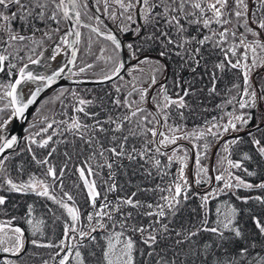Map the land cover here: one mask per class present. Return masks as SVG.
I'll return each mask as SVG.
<instances>
[{
  "label": "snow or ice",
  "instance_id": "obj_1",
  "mask_svg": "<svg viewBox=\"0 0 264 264\" xmlns=\"http://www.w3.org/2000/svg\"><path fill=\"white\" fill-rule=\"evenodd\" d=\"M96 2L99 3V0H96ZM90 3L91 0H0V9H3V11H0V72L5 71L7 68L9 74H11V69L16 67L9 62L12 53L8 49L12 43L25 42L29 39V37L16 32L11 27L12 23L16 20L28 21L31 18L33 20H40L41 22L49 20L55 22L56 28L44 32V36L51 39L52 32L61 33L62 30L59 27L61 21L71 19L72 17H70L69 13L74 12L75 24L77 26L88 27L92 32L110 42L114 55H109L106 58L102 56L97 57V59H105L107 71L102 69L104 73L102 75L103 80L122 79L121 73L126 71V65L120 58L119 52L122 48L126 47L129 50V55L133 56L137 61L133 71L140 73L147 71L148 79L146 82L148 87H143L142 85L138 87L137 85L140 83V80L138 77L133 76L130 82L131 90L124 93V98L121 100L120 94L124 86L116 85L115 91L118 95L112 101V104L116 108H123L126 111L117 116L109 115L106 121H101L97 118L99 113L86 111V108L93 104L92 100H86L73 92L72 95L77 98L74 111L76 113H83L85 117H91L94 123L92 125L85 124L78 116L72 117L71 122H60L66 125L64 132L70 133L73 137H78L89 147H92L94 143L99 145V150L93 152V156L104 157L105 152L111 153L117 159L127 156L128 159L133 160L139 156L142 160L150 162L163 176L166 173L161 171V161L150 155L153 152L163 155L160 145H176L178 139H200L206 135L218 138L221 129L223 132H239L240 128H238L237 121L241 126L247 125L253 119V116L243 111L239 115L227 113L226 115L230 117L227 123L223 125L213 123L207 132L199 130L198 134L194 130L190 133L176 136L175 133L182 131V129L178 125H168L171 108L175 107L179 116L183 118V112L180 109L188 107L185 98L194 93L191 91L190 86L183 87L184 81L176 80L173 83L180 91L176 92V98L173 99L168 95L166 83L162 82L159 77L164 76V80L167 79L164 74L168 71L169 65L167 61L172 55L180 57L182 64L191 62L192 64L199 65L200 60L197 57L201 55V48L206 44H211L214 50L218 49L223 54L224 59L214 65L215 69L220 71L226 68L235 69L241 73L238 79H242V84L235 83L232 85V89H229V91L235 90L237 92V95L240 97L239 100L233 96L231 99L226 100L225 103L233 104L235 102L240 110L257 108L264 105V76H260L256 87H253L251 81V73L258 68H264V57L259 55V53H264V39H262L264 37V0H255L253 6H250L249 0H111V3H109V0H104V9L108 13L109 18L113 21H119L117 30L109 29L106 25L102 30L99 26L92 27L90 24H85L81 18L82 13L80 9H87ZM256 4L259 7L254 10ZM113 5L115 8H113ZM13 8H16V11H12ZM49 9L50 15L48 14ZM258 11L260 15H257ZM84 15H87V12ZM93 18L98 22L100 21L99 16L89 17V19ZM213 24L218 26V31L212 30ZM132 25H136L135 28H132ZM192 26H196L198 33H200L199 38L189 34V28ZM241 29L243 30L241 31ZM201 30H208V34H203ZM73 31L75 41L70 43L67 36L72 35ZM117 31L120 33H129L131 31L134 36V42H129L125 45L123 40L117 35ZM249 36H251V39H249ZM81 38V32L74 29H65L64 34L58 36L62 44H67L70 47L80 43ZM90 40L91 38H89ZM145 46L147 47L145 48ZM240 49L243 51H239ZM90 50L91 42L87 44V51L90 52ZM29 51L35 53V49H29ZM61 51V45L57 44L55 48L56 55H59ZM104 51L105 49H101L102 53ZM6 52L8 53L7 55L4 54ZM151 52H157V56L153 57L149 55L148 53ZM18 56L19 54L17 53ZM72 56L73 61H69V63H74L77 52L73 51ZM19 58L23 59V57ZM52 59H55V55H53ZM233 59H235V62H233ZM249 60L251 61L250 63ZM38 63H40L39 57L33 59L29 56L28 62L19 67L14 81L2 86L4 92L3 95H0V101H4L7 98V103H4L3 107H0V115L8 110H11V115L8 119L0 118V189L17 193H35L39 197L53 201L61 209L65 210L70 220L65 219L62 238L59 239L58 243L53 242L51 239L43 242L34 238L37 233L41 236L45 234L44 228L46 227V222L43 219L32 218L35 212L32 204L27 205L25 215L19 219L30 226L33 238L29 239L26 236L25 229L18 226V224H13V221L18 219L16 217H12L11 220L6 222H0V253L7 254L6 257L0 258L2 259V264H16V261L10 257L19 258L29 243L34 247L59 249L53 255V260L56 257H60L58 264H69L73 251L76 264H85V258L80 251V248L85 246L83 241L85 239L91 242L97 241V236L93 235V233L101 230L104 232V243L99 245L101 249L100 264H136L135 253L138 249L137 241L133 236L139 234L142 243L145 245L152 246L157 244V235L160 234L161 229L164 232L169 231L168 224L162 223V221L168 217H175L182 210L181 206L183 202L189 199L187 191L190 185H188L184 175V169L187 167V153L185 152V155L182 157L177 156V148L182 147L177 145V148L172 150L173 155L167 158L169 164L179 159L182 165L173 184L167 187L157 185L154 189H141L138 187L137 191L132 192L130 195L118 196L115 204L108 199L107 193H116L118 190V186L114 182V173L112 172L116 160L108 162L107 158H105L104 164L96 166L101 169L107 167L109 169V180L112 181L111 183L104 181L107 184V189L106 192L102 193L97 190L96 181L89 180L88 178L98 175L89 163L92 159L90 156L89 161L82 162L87 167L78 168L79 177L87 189V198L93 209L97 207L98 199L102 198L104 202L99 205L100 210L87 215V221L92 222L95 220L94 225L87 228V230L84 226L78 228L77 225L80 222L81 212L74 204L70 206L68 203L73 202L74 197L68 192H63V177L68 165L65 163L57 170L49 162V157L53 156L56 148H52L44 159H36L33 153V160L45 167L43 173L45 179H37L35 175H30L27 181L17 182L11 178L7 169L3 167L5 160L9 159V156L5 155L6 150L13 149L18 144V138L14 135L9 138L6 129L9 123H11L12 118L17 116L23 117L29 105H32L36 101L40 92V88H37L35 91L29 88L26 97L21 85H25L29 81L39 80L44 82V86L47 87L52 85L64 71V68L60 67L52 75L44 76L34 75L31 71L27 70L29 64ZM93 67L94 64L85 63L79 68V72L84 73ZM195 70V68H192L193 72ZM257 75L259 76V73ZM218 78L215 72L211 74L213 87L210 89V92L214 93L216 91L215 82ZM155 86H159L160 91L149 97V91L154 89ZM180 92L183 94L181 95ZM134 94L138 96L137 100L131 99ZM25 99L26 102H24ZM150 102L153 103L155 113L150 112L146 107H141V105H147ZM217 107L220 106L218 105ZM213 119L215 120V118ZM53 123H48L47 127L41 129V132L47 133L53 127ZM105 123L114 125L111 131L119 133H124L126 125L128 126L126 135L119 137L116 135L111 136V140L115 146L109 148H104L96 136L97 132L106 133L109 131V129L104 127ZM261 123L264 124V118L261 119ZM257 130H259V126ZM56 134L53 131L52 135H48L47 138L39 142L32 139L31 144H38L40 148H46ZM247 134L252 137L251 143L257 146L258 152L264 156V145L261 144V141L256 139L251 131ZM136 137L143 138V147L139 151L133 147L131 152H126L127 142L130 138ZM60 142L69 143L67 140ZM241 142L242 140L239 136L231 139L225 143L224 151L228 152L230 145H236ZM208 147L207 143L203 145V154L205 156ZM28 151L31 152L30 145L28 146ZM64 155L67 160L71 159L68 152H65ZM200 159L199 155L195 159L197 167L196 175L200 178L195 180L194 183L197 185L211 184L214 179L215 181H222L223 187L219 189L213 188L211 192H206L200 197L201 203L198 207L203 213L200 223L198 226H194V230H188L183 239H177L175 242L177 245L183 244L185 240L191 241L193 237L198 236L201 232H209L218 236L221 241L227 239L225 232H230L235 237H241L242 233L235 223L237 209L227 203L224 204L223 208L218 206L215 209L216 219L212 222L214 225L212 226L208 220L210 212L208 202L226 189H239L241 187L246 189L254 187L264 189V182L253 185L242 180L239 176H235L230 171V169L242 168L240 162H234L225 157L224 159L227 160V164L229 165V169L224 170L227 172V177L221 173L213 178L207 175L208 169L201 164ZM243 159L248 160L250 157L247 153H244ZM244 171L249 176L255 175L254 172H248L247 169H244ZM48 178H51V184L47 182ZM57 185L63 192L60 198H57L55 194V187ZM149 191L161 193L155 203L145 204L136 199L139 192ZM165 192L168 194L164 195L163 193ZM245 199H251V197ZM255 199L264 203V198L255 197ZM5 203L6 197L0 195V206H4ZM125 208L133 210L145 208L146 211L141 214L153 219L147 226L139 223L131 224L133 212H125ZM48 211L51 212V210ZM193 211L196 210L194 209ZM52 217L53 224L60 219L55 216L54 212L52 213ZM253 221L260 234L264 235V224L256 217H253ZM181 235V232H176L177 237ZM72 241H75V243H71ZM204 247L207 249L209 245L206 244ZM153 254L154 251L148 253L150 256ZM91 255L94 256L95 253H91ZM238 255L246 257L248 249H240ZM43 264H48V261H44ZM158 264H160L159 261ZM164 264H169V262L165 261ZM171 264H175V261H172ZM230 264H238V262L233 258ZM256 264H264V257L258 256Z\"/></svg>",
  "mask_w": 264,
  "mask_h": 264
},
{
  "label": "trees",
  "instance_id": "obj_2",
  "mask_svg": "<svg viewBox=\"0 0 264 264\" xmlns=\"http://www.w3.org/2000/svg\"><path fill=\"white\" fill-rule=\"evenodd\" d=\"M253 4H255V0ZM258 7V4H256L254 10ZM257 15H260L259 11ZM217 28L218 27H212V30L218 31ZM201 32L203 34H208V30H201ZM127 34L130 36L127 43L134 42L132 32L130 31ZM189 34L197 36L198 38L200 35L196 26L189 28ZM106 44L108 48L110 42L107 41ZM146 47L147 46H145V48ZM98 50L99 48H96L94 44L93 46L91 45L92 52L96 53ZM151 53L157 55V52ZM197 59L200 60L199 65L192 64L191 62L182 64L180 57L175 55L168 58V63L170 65V75L167 81L168 93L175 96L176 92L180 91L173 83L176 80L184 81L183 87L190 86L191 91L194 93L185 98L188 107L180 109V111L183 112V118L179 116L177 109L173 107L171 108V115L168 121L173 122V124H178L183 128L208 129L211 123L218 121V119L220 120L221 117H225V115L234 108V103L226 104L225 101L231 99L233 95L239 97V95L235 94V90L229 91V89H232V85L235 83L242 84V79H238L241 73L235 69L226 68L220 71L214 68V65L223 60L224 57L218 49L214 50L211 44H206L201 48V55L198 56ZM92 62H94V74H90L91 76H102L104 74L102 69L107 71V68L104 67L105 61L103 59H97L96 57ZM192 68L196 69L195 72L192 71ZM100 72H102V74H100ZM213 72L219 77L215 82L216 91L214 93L210 92V89L213 87V82L211 80V74ZM133 73L136 74L137 72L128 70L122 75V79H117L112 83L87 87L77 86L73 91L77 93L79 97L92 100L93 104L89 105L86 111L99 113L97 118L101 121H106L109 115L117 116L126 111L123 108L118 109L112 104V101L118 95L115 91L116 86L114 85L119 83L124 86L120 94V99L123 100L124 93H126L125 87L128 86L127 81L131 80V74ZM145 75L146 78L144 80L147 81V71H145ZM162 78L163 76L159 77V79ZM257 82H259L258 78L253 79L255 86ZM130 88L131 87H129V89ZM73 91L64 90L62 92L63 94L58 99L53 100L51 104L49 103V106L44 105V108L42 107L44 111L39 113L41 104L50 99V94L42 99L33 114H45V117H43V120H32L28 124L20 146L8 154L9 159L5 160L3 167L7 169L11 178L17 182L27 181L30 175H35L37 179H45L43 175L45 167L37 164L33 160V153L36 159H44L52 148H56V152L53 156L49 157V162L51 165L55 166L57 170L67 163L68 167L65 169V175L63 177V192H68L74 197V201L70 203L78 207L81 212L80 222L77 227L84 226L87 230V228L92 227L95 223V220L92 222L87 221V215L100 210L99 205L104 202L102 198L98 199L97 207L93 209L87 198V189L79 177L78 168L87 167V165L82 162L89 161L90 156L92 159L89 163L98 175H93L88 178L89 180L96 181L97 190L102 193L106 192L107 189V184H105L104 181H109V183L112 181L109 180V169L107 167L101 169L96 166L98 164H104L105 158H107L108 162L116 160L112 172L114 173V182L117 184L118 190L116 193H107L108 199L111 200L113 204H115L118 196L123 197L130 195L132 192L137 191L138 187L141 189H154L157 185L167 187L176 180L177 172H175L176 168L172 166L173 162L169 164L166 154L163 151H161L163 155L155 152L150 154L161 161V171L166 173L163 176L150 162L142 160L139 156L133 160L128 159L127 156L117 159L109 152H105L104 157L98 155L93 156V152L99 150V145L94 143L92 147H89L78 137H73L70 133L64 132L66 125L60 123L61 121L71 122V118L76 116L85 124L92 125L94 123L91 117H85L83 113H76L74 111V103L77 98L72 95ZM156 93H158V91H155L153 95ZM180 94L182 95L183 93L180 92ZM136 97L138 98V96L134 94L131 99L135 100L137 99ZM68 101L70 102L68 103ZM218 105L220 107H217ZM141 107H146L150 112L154 113L150 103L141 105ZM249 113L253 116L251 121L257 120L264 114L259 107L249 109ZM7 116L8 114L0 118L6 119ZM213 118H215V120ZM53 121H55V123H53ZM48 123H53V127L49 129L47 133L41 132V129L47 127ZM104 127L109 129V131L106 133H96L97 139L103 144L104 148L115 146L111 140L112 135L119 137L127 134V125L124 133L111 131L114 125L105 123ZM53 131L57 134L53 136L48 147L40 148L38 144H31L32 139L39 142L47 138L48 135H52ZM37 133H39V135H37ZM61 133H63V135H61ZM252 134L264 145V126L260 127L259 130L256 129ZM239 137L242 142L236 145H230L228 149V157L242 164V168L233 169V172L235 175L253 185L260 184L264 182V156L258 152L257 146L251 143L252 137L248 134ZM219 138L220 136L214 138L211 135H206L203 138L195 139V146L190 141H186L196 147L195 150H201V156L204 155L203 145L207 143L209 147L206 156L204 155L203 157V159L206 160L213 147L219 142ZM149 139H151V137H149ZM63 140H67L69 143L60 142ZM143 143V138L141 137L130 138L126 145V152H131L133 147L139 151L143 147ZM29 145L31 146V152L28 151ZM197 145H199V147H197ZM153 147H155V145H153ZM189 150L191 151L190 148ZM218 151L219 153L223 152V145L219 146ZM65 152L69 153L71 157L70 160H67L65 157ZM244 153H247L250 159L244 160ZM202 161L204 162V160ZM244 169H247L248 172H254L255 175L249 176ZM149 173L151 174L149 175ZM47 182L51 184V178H48ZM231 191L221 192L213 199L209 200L208 208L210 212L208 220L210 225L214 226L212 222L216 219L215 209L218 206L223 208L225 203L230 204L237 209L235 223L242 233L241 237H235L234 234L225 232L227 239L221 241L218 236L209 232H201L198 236L193 237L191 241L185 240L181 245L175 243L177 239H183L188 230H194V226L199 225L203 215L198 207L201 203L200 197L203 196V194L196 192L191 186L187 191L189 199L183 202L181 206L182 210L179 211L175 217H168L162 221V223L168 224L169 231L164 232L161 229L160 234L157 235V244L148 246L142 243L139 234L133 236L137 241L138 249L135 253L136 264H158V261L160 264H164L165 261L169 262V264H171L172 261H175V264H230L233 258H235L238 264H256L258 256L264 257V235L260 234L253 221V217L258 218L261 223L264 224V203L255 199V197L264 198V189L256 187L246 189L241 187ZM63 192L58 185L55 187L57 198H60ZM163 194L167 195L168 193L165 192ZM0 195L6 197L5 205L0 206V222H6L11 220L12 217H16L18 219L13 222L27 231L29 239L33 238L31 236L30 226L19 219L25 215L27 205L32 204L35 208L32 218L43 219L46 222V227L44 228L45 234L41 236L37 233L34 238L43 242H47L51 239L56 243L62 238L63 223L66 218L70 220V217H67L66 211L61 209L53 201L44 197H39L32 192L17 193L7 191L6 189H0ZM159 195H161L159 192H139L136 199H139L145 204L155 203ZM249 197H251V199H245ZM194 209L196 211H193ZM48 210H51V212ZM124 211L133 212V219L130 221L131 224L139 223L147 226L153 219L141 214L146 211L145 208L139 210L125 208ZM53 212L55 216L60 218L55 224H53ZM105 222L107 223V221ZM157 227L159 226L157 225ZM176 232H181L182 235L177 237ZM129 234L131 233L129 232ZM93 235L97 236V241L91 242L85 239L83 241L85 246L80 248L85 258V264H100L101 249L99 245L104 243V232L101 230L97 233H93ZM145 235H147V233H145ZM206 244L209 245L207 249L204 247ZM242 248L248 249V255L246 257L238 255ZM57 251H59V249L34 247L29 244L28 249L21 254L19 258H16V261L20 264H41L44 261H53L54 264H58V257L53 260V255ZM153 251V255H148L149 252ZM91 253H95V255L93 256ZM71 257L69 264H76L74 251L73 258Z\"/></svg>",
  "mask_w": 264,
  "mask_h": 264
},
{
  "label": "flooded vegetation",
  "instance_id": "obj_3",
  "mask_svg": "<svg viewBox=\"0 0 264 264\" xmlns=\"http://www.w3.org/2000/svg\"><path fill=\"white\" fill-rule=\"evenodd\" d=\"M92 1L94 3L95 7L105 16V18L109 22V24H111V26L117 30L119 21L116 22V21L111 20L109 18V16L105 13V11H104V0H99V3H97L96 0H92ZM0 11H3V9H0ZM12 11H16V8H13ZM80 11L82 13L81 18L85 24H90L92 27L99 26V27H101L102 30L105 28V25L107 26V28H109L108 25L106 24V22L101 18H100L99 22L96 21L94 18L89 19L90 16H98L96 11L94 10V8L91 6V4H89V7L87 9L81 8ZM85 12H87V15H84ZM48 14L50 15V9L48 10ZM46 24H47V27H46ZM11 27L16 32H19L20 34L25 35L26 37H29V39L25 42L12 43L11 47H9L8 51L12 53V57H10L9 62L11 64L15 65L16 67L11 69V74H9V71L7 68L5 69V71L0 72V84H3V83L8 84L9 82H13L14 79L16 78V74L18 72L19 67L23 66V64L28 62L29 56H31L33 59H36L37 57H39V60H40V63H38V64H29L27 70L31 71L33 74L41 73V71H43L41 69L48 68V67L56 68L60 65L62 58L66 52L67 44H65V45L62 44V42L58 39V36L63 35L64 30L68 29L67 20L61 21V23L59 25V27L62 30L61 33L57 34L55 32H52L51 33V36H52L51 39H48L47 37L44 36L45 31H50L51 29H54L57 27L56 23L53 21H50V20L46 21V22H41L40 20H33L31 18H29L28 21L16 20L12 23ZM90 32L92 33V40L93 41H97V42L103 41V42L107 43V41L102 36H98L96 33L92 32L90 30V28L82 26V29H81L82 38H81V42H80L78 56H77V59H76L74 65L72 67L71 73H69V76H71V77H74V76H76V77H89V76H91L90 74L88 75V70L84 73L79 72V68L82 67L85 63L94 64V62H92V60L90 58L91 50H90V52L87 51V44L89 42H91V40L89 41ZM118 33L124 38L125 44H127L130 36L127 33H120V32H118ZM67 39L69 40V36H67ZM57 44H60L61 48H62V51L59 55H56V53H55V48H56ZM62 45H63V47H62ZM29 49H35V53L29 51ZM127 52H128V50H127ZM17 53L19 54L18 57H17ZM41 53H42V55H41ZM4 54L7 55L8 53L6 52ZM53 55H55V59H52ZM19 57H23V59H20ZM120 58H121V55H120ZM131 58L135 59L133 56H131ZM135 65H136V63L131 64L127 68L126 72L128 70H133ZM168 65H169V63H168ZM169 71H170V65H169ZM165 75H166V73H165ZM169 75H170V72H169ZM169 75H168V78L166 79V81L164 82V83H166V85H167V81L169 79ZM160 80H164V76ZM26 84H28L29 88H31V89H33V87L35 86L32 83V81H29ZM25 85H22V88ZM75 87H77V86L62 85V86L55 88L51 93L60 92L61 90L73 91V89ZM158 89H160L159 86H157L155 88V90H150V92L153 91L152 96H153L154 92ZM168 95L171 96L173 99L176 98L175 96H172L169 93H168ZM9 111H11V110H9ZM4 257H6V255ZM14 258H16V257H14ZM1 263H2V260H1L0 264Z\"/></svg>",
  "mask_w": 264,
  "mask_h": 264
},
{
  "label": "water",
  "instance_id": "obj_4",
  "mask_svg": "<svg viewBox=\"0 0 264 264\" xmlns=\"http://www.w3.org/2000/svg\"><path fill=\"white\" fill-rule=\"evenodd\" d=\"M90 4L94 8V10L96 11L97 15L106 22L108 27L110 29H112V30H116L114 27L111 26V24H109V22L106 20L105 16L95 7V5H94L92 0H91ZM69 15L72 18L67 20L68 29L69 30H73V29L74 30H79L81 32L82 25L77 26L75 24V13L74 12H70ZM117 35L123 40V42L125 44L124 38L118 32H117ZM73 41H75L74 31H73L72 35H69V42L71 43ZM79 47H80V43L74 44L71 47L69 45H67L66 52H65V54H64V56L62 58V61H61L60 65L58 67H56V68H54V67L44 68V69H41V70H43V71H41V73L34 74V75L49 76V75H52L55 71H58L60 67L64 68V71L62 72V74L59 77H57L55 82L52 85H50V86L45 87L44 86V82L39 81V80L32 81V83L35 85L32 90L35 91L37 88H40L39 95L37 96L36 101L32 105H29V107L25 111L23 117L17 116V117H14V118L11 119V123H9V128L7 130V135H8L9 138L11 136H13V135L16 136L18 138V144L16 146H14L13 149L6 150L5 155H8L9 153H11L13 150L17 149L20 146L21 141H22V137L24 135V130H25V128H26V126L28 124V121H29L30 117L32 116L34 110L36 109L38 104L41 102V100L44 99L48 94H50L55 88H57L59 86H62V85H65V86H69V85H88V86L91 85V86H93V85H95L96 86V85L108 84V83H111V82L117 80L116 78H113L112 81L103 80L102 76L101 77H96V78H76V77L69 76V73H71L72 67H73V65H74V63H75V61L77 59L78 52H79ZM73 51L77 52V56L75 58L74 63H69V61H73V56H72V52ZM120 53H121V58H122L123 62L126 65V70L131 64L137 63L136 59H132L131 58V55H129V53L127 52L126 47L122 48L120 50ZM148 54L153 56V57L157 56L156 54H153V53H148ZM125 72L126 71H123L121 73V76ZM169 72L170 71H169V68H168V71L166 72V77L167 78H168ZM161 81L165 82L166 80H161ZM21 87H22V85H21ZM152 93H153V91L150 92L149 97H152ZM24 102H26V99H25ZM150 106H151L152 110L155 113L154 106H153V104L151 102H150ZM261 125H263V124L256 125L254 127L249 128L248 130L240 132V133L227 134V135L223 136L219 140V142L216 144V146L214 148L212 159H211V173H212V177L213 178L215 177V169H214V159H215V157L214 156H215V153H216L217 149L219 148V146L225 140H227L229 138L237 137V136H240V135H244V134L248 133L249 131H253V130L257 129V127L258 126L260 127ZM181 144H184V145L188 146L191 149L190 175H191V181H192L193 188L196 191H199V192H205V191L211 189L214 186V184H215V180L214 179H213L212 183L210 184V186L208 188H206L205 190H200V189H198L195 186V183H194V166H195V159H196V150H195V147L190 142H188L186 140H180V141L176 142V145H169V146L160 145V148H161L162 151L169 152V151L173 150L174 148H176L177 145H181ZM13 224H16V223H13ZM26 236H28L27 231H26ZM28 238H29V236H28ZM28 246H29V244L26 245V249L28 248ZM5 255L7 256V254L0 253V258H4ZM1 260L2 259H0V262H1Z\"/></svg>",
  "mask_w": 264,
  "mask_h": 264
},
{
  "label": "rangeland",
  "instance_id": "obj_5",
  "mask_svg": "<svg viewBox=\"0 0 264 264\" xmlns=\"http://www.w3.org/2000/svg\"><path fill=\"white\" fill-rule=\"evenodd\" d=\"M253 2H254V0H249V4H250V6H253ZM109 3H111V0H109ZM113 8H115V6L113 5ZM104 11H105V9H104ZM105 13L108 15V13L105 11ZM135 26L136 25H132V28H135ZM231 25H229V27H230ZM212 27H218L217 25H215V24H213L212 25ZM217 30H219L218 28H217ZM243 29H241V31H242ZM89 37L91 38V45L93 46V44H94V46L96 47V48H99V50H98V52H96V53H94V52H90V58H91V60H93V59H95L96 57H107V56H109V55H114V53L112 52V47H111V45H109L108 46V48H107V44H106V42H103V41H99V42H97V41H93L92 40V33L90 32V34H89ZM249 39H251V36H249ZM262 39H264V37H262ZM65 45V44H64ZM62 47H63V45H62ZM101 49H105V51L102 53L101 52ZM239 51H243L242 49H240ZM258 52H259V50H258ZM221 53V52H220ZM121 54H120V52H119V56H120ZM259 55L261 56V57H264V53H259ZM104 61H105V59H103ZM233 62H235V59L233 60ZM251 61L249 60V63H250ZM101 65V64H100ZM103 65V64H102ZM104 66V65H103ZM105 68H106V66H104ZM260 72V73H259ZM257 73H259L260 75L258 76L257 75ZM100 74H102V72H100ZM133 76H136V77H138L139 78V80H140V83L137 85V86H140V85H142L143 87H148V84H147V82L144 80L145 78H146V75H145V72H143V73H140V72H137L136 74H131V80H128L127 81V83H128V86L127 87H125V91L127 92V91H130L131 90V88L129 89V87H130V82L132 81V79H133ZM260 76H264V69L263 68H258V69H256L255 71H253L252 73H251V81H252V85H253V87H256L257 86V84H258V82L256 83V86H255V83H253V79H255V78H260ZM124 84V83H123ZM3 85H5L4 83L3 84H0V95H3V92H4V89H3ZM116 85H121V84H119V83H116L114 86H116ZM156 91H160V89H158V90H156ZM63 90H61L60 92H53V93H51L50 95H49V98L50 99H48L47 101H45L43 104H41V106H40V110H39V113H42L44 110L42 109V107L44 108V105H48L49 103L51 104L52 103V101L53 100H55V99H58L63 93ZM150 93V92H149ZM235 94H237V92L235 93ZM258 95H259V93H258ZM234 96V95H233ZM137 98V97H136ZM239 98L240 97H237L236 96V99L237 100H239ZM138 99V98H137ZM137 99H135V100H137ZM72 100V99H71ZM60 102V101H59ZM70 101H68V103H69ZM4 103H7V99H5L4 101H0V107H3V104ZM77 104V100H75V103H74V105H76ZM49 106V105H48ZM259 108H260V110L261 111H263L264 112V105H262V106H258ZM50 109V108H49ZM48 109V110H49ZM247 112V113H249V109H244V110H240L239 108H238V105L237 104H235V102H234V108L232 109V110H230L228 113H233L234 115H239L241 112ZM8 112H9V110L8 111H5L2 115H0V117L1 116H3V115H7L8 114ZM10 115H11V112L8 114V116L6 117V119H8L9 117H10ZM43 117H45V114L44 115H35V114H33L32 116H31V118H30V120L28 121V124L32 121V120H43ZM262 118H264V114H263V116L262 117H259L257 120H254V121H250L247 125H245V126H241L240 124H239V122L237 121L236 123H237V125H238V128H240V131L239 132H236V131H229V132H223V130L221 129L220 130V138H219V140L223 137V136H225V135H227V134H231V133H240V132H243V131H246V130H248L249 128H251V127H254V126H256V125H259V124H262L261 123V119ZM228 119H230V117H228L227 115H225V117H221L220 118V120L218 119V121H214V123H218V124H221V125H223V124H225V123H227V121H228ZM168 125H178V124H173V122H171V121H168ZM28 124H27V126H28ZM211 124H213V123H211ZM27 126H26V128H25V130H24V134H25V132H26V129H27ZM179 127H180V129H182V131H177L176 133H175V135L176 136H181V135H183L184 133H190V132H192V131H194V130H196L197 131V134H198V132H199V130H204L205 132H207V130L208 129H189V128H183L182 126H180V125H178ZM262 126H264V124L263 125H261L260 127H262ZM210 127H211V125H210ZM259 127V128H260ZM214 131H215V129H213ZM256 130V129H255ZM255 130H253V131H255ZM165 131H166V129H165ZM253 131H251V132H253ZM247 134V133H246ZM23 137H24V135H23ZM22 137V138H23ZM231 139H233V138H229V139H227V140H225L221 145H223V152L222 153H219V151H216V153H215V159H214V169H215V176L216 175H220L221 173H223L226 177H227V172H225L224 170L225 169H229V165L227 164V160L226 159H224L225 157H227L228 159H231L230 157H228V152H225L224 151V145H225V143L226 142H228V141H230ZM180 140H188V141H190L194 146H195V138H189V139H178L177 141H180ZM169 145H171V144H169ZM169 145H167V146H169ZM163 146H165V145H163ZM179 146H182V147H180V148H177V151H176V155L177 156H180V157H182V156H184L185 155V152L187 153V161H186V164H187V167L184 169V175H185V178L187 179V182H188V185H190V187L189 188H191V186H192V181H191V175H190V162H191V151L189 150V147L188 146H186V145H184V144H182V145H179ZM230 147V146H229ZM196 148V147H195ZM214 148L215 147H213V149H212V151H211V153H209V155H208V159L206 158V160L205 159H203V157H204V155H202L201 156V150L199 151V150H196V156H200L201 157V159H200V162H201V164L204 166V167H206L207 169H208V173H207V175L208 176H211L212 177V173H211V159H212V155H213V151H214ZM162 151V150H161ZM163 152H165V151H163ZM165 154H166V158H168V156H172L173 155V151L171 150V151H169V152H165ZM202 160H204V162L202 161ZM232 161H234L233 159H231ZM235 162V161H234ZM172 166H174L175 168H176V171L175 172H177V176H178V172H179V169L181 168V161L179 160V159H177V160H175L173 163H172ZM230 171L234 174V172H233V169H230ZM196 173H197V167H196V165L194 166V181L195 180H197V179H199L200 177L199 176H197L196 175ZM235 175V174H234ZM235 176H237V175H235ZM242 179V178H241ZM243 180V179H242ZM245 181V180H244ZM247 182V181H246ZM247 183H249V182H247ZM195 186L198 188V189H200V190H205L206 188H208L209 186H210V184H199V185H197V184H195ZM193 187V186H192ZM223 187V182L222 181H215V184H214V186L211 188V189H209V190H207V191H205V192H199V191H196V192H198V193H200V194H205L206 192H211L212 191V189L213 188H216V189H219V188H222ZM234 189L235 188H231V189H226L225 191H234ZM224 191V192H225ZM231 191V192H232ZM69 204H70V206H72V204L70 203V202H68ZM13 223H15V222H13ZM17 224V223H16ZM19 226V225H18ZM75 241H72L71 243H74ZM30 244V243H29ZM28 249V248H27ZM26 249V250H27ZM23 254V253H22ZM63 254V253H62ZM61 254V255H62ZM10 258H12V259H14L15 261H16V258H14V257H10ZM59 258L60 257H58V260L57 261H59ZM71 258H73V254H72V257ZM16 264H20V263H18V261H16ZM41 264H43V263H41ZM48 264H54L53 263V261H49L48 262Z\"/></svg>",
  "mask_w": 264,
  "mask_h": 264
},
{
  "label": "bare ground",
  "instance_id": "obj_6",
  "mask_svg": "<svg viewBox=\"0 0 264 264\" xmlns=\"http://www.w3.org/2000/svg\"><path fill=\"white\" fill-rule=\"evenodd\" d=\"M89 74H94V71H93V68L92 69H90V70H88V75ZM74 77H76V76H74ZM99 77H101V76H99ZM76 78H96V76H89V77H76ZM29 84V83H28ZM28 84H26L24 87H23V92H24V94L27 96V93H28V91H29V85ZM104 85V84H103ZM71 86H78V87H87L88 85H71ZM89 86H91V85H89ZM93 86H95V85H93ZM97 86V85H96ZM157 86H155L154 87V89H152V90H155V88H156ZM49 95V94H48ZM47 95V96H48ZM42 101V100H41ZM39 105V104H38ZM8 128H9V125H8V127H7V129H6V132H7V130H8ZM241 136V135H240ZM182 145V144H181ZM217 151H218V149H217Z\"/></svg>",
  "mask_w": 264,
  "mask_h": 264
}]
</instances>
